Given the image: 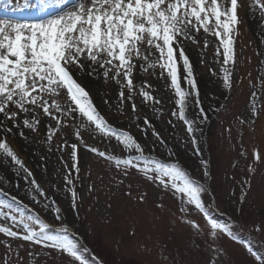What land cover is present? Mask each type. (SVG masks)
Here are the masks:
<instances>
[{
  "label": "rangeland",
  "instance_id": "374dc122",
  "mask_svg": "<svg viewBox=\"0 0 264 264\" xmlns=\"http://www.w3.org/2000/svg\"><path fill=\"white\" fill-rule=\"evenodd\" d=\"M77 3L78 0H67L66 10ZM254 4L255 0H243L238 10L236 63L226 66L231 71L230 90L223 85L222 57L215 56L219 47L216 38L201 31L197 34L199 44H184L207 116L206 120L200 117L195 97L190 98L186 116L195 121L193 134L187 132L183 121L172 115L179 109L170 81L140 72L135 81L134 100H126L118 110L121 103L118 85L106 82L102 74L87 75V68L82 72L91 84L84 79L81 81L76 74L82 86L89 91L96 90L95 97L93 94L91 97L108 123L133 135L150 163L175 165L205 189L202 193L205 210L219 223L227 224L230 235L218 233L213 237L204 213L182 204L168 178L165 181L169 187L165 188L158 179H147L138 168L128 169L125 175L114 161L89 151L96 148L121 159L139 156L123 151L114 138L109 140L81 128L78 139L75 127L63 128L53 137L49 151L43 124L46 117L42 118L38 132L23 129L27 139L18 133L8 134L7 139L33 173L47 200L37 195L41 202L35 203L33 187L24 179L25 174L17 175L18 166L12 164L10 158L0 156V177H3L0 201L26 215L39 216L49 224L50 230L66 227L68 231L61 234L77 244L88 264H257L248 249L252 247V252L256 250L257 256L264 257V12L258 6L253 7ZM24 5L23 1L8 2L7 10L15 9L16 14L0 13V19L34 23L47 19L54 11H42L40 1H30L27 8ZM38 9L40 12L36 14ZM205 39L207 48L203 47ZM178 65L181 86L190 90L183 80L182 61L178 60ZM159 71L157 68L156 72ZM143 82L151 85L147 90L159 104L142 102L138 91ZM125 95H128L127 90ZM105 100L109 103L105 104ZM133 102L137 105L135 112L131 110ZM145 118L152 127L144 125ZM153 131L159 134L163 144L152 135ZM61 144L67 146L58 150ZM72 144L77 145L80 169L79 179L74 180L78 196L75 209L64 182L73 163ZM137 163L138 167H143L142 161ZM52 201L61 209L62 220L55 219ZM45 203L50 205L48 209L44 208ZM5 223L10 222L0 220V225ZM36 228L38 230V226ZM0 241L11 244L9 251L0 243V264H5L6 260L8 264H78L51 247L13 240L2 233Z\"/></svg>",
  "mask_w": 264,
  "mask_h": 264
},
{
  "label": "snow or ice",
  "instance_id": "6c2138e0",
  "mask_svg": "<svg viewBox=\"0 0 264 264\" xmlns=\"http://www.w3.org/2000/svg\"><path fill=\"white\" fill-rule=\"evenodd\" d=\"M3 2L7 4V0ZM29 2L25 0V8ZM66 4L67 0H40L42 11H54L47 19L39 22L22 23L0 19V156L10 158L11 163L18 166L17 175L20 172L25 174L24 179L35 193L32 199L39 204L41 201L37 195L45 200L47 196L33 173L10 147L8 134L18 133L27 139L23 129L38 132L42 118L46 117L48 119L43 124L48 150L51 151L53 137L63 128L75 127L78 139L81 138L80 129L88 128L106 139L114 138L123 151L137 153L139 156L130 155L121 159L106 155L105 151L96 148H89V151L107 161H114L118 169L125 171V175L128 169L138 168L147 179H158L165 188L169 187L165 181L168 178L170 187L181 197L182 204L194 206L204 213L206 225L213 237L218 233L230 235L231 229L227 224L219 223L205 211L202 202L205 189L175 165L150 163L144 156V148L133 135L117 130L108 123L94 104L89 91L78 82L76 74L87 68V75L102 74L106 82L113 81L118 85L121 102L117 106L118 110L122 109L126 100H134L137 93L135 81L140 72L170 81V87L178 98L175 102L179 109L172 115L183 121L187 132L193 134L195 121L186 116L190 98L195 97L194 103L200 117L206 120L207 116L199 100L193 65L185 54L184 44H199L197 34L201 31L215 37L219 42L215 56L222 57L223 61V85L230 90L231 71L226 66L236 63L235 36L240 23L238 10L243 6V0H78L74 10H66ZM257 6L264 12V0H255L253 7ZM203 47H208L206 39L203 40ZM178 60L182 61L185 73L183 80L190 90L181 86ZM216 62L219 63L218 60ZM157 68L159 73L156 72ZM149 88L151 85L146 82L139 88L138 95L143 98L142 102L159 104L160 101L147 90ZM104 102L109 103L108 100ZM131 110L137 111L134 102ZM143 123L152 127L147 118ZM152 135L160 144L164 143L157 132L153 131ZM66 146L61 144L58 150ZM71 148L73 163L64 182L66 191L71 193L72 207L75 209L78 196L74 180L79 179L80 169L77 145L72 144ZM138 160L143 162V167H138ZM49 207L48 203L44 204L45 209ZM52 211L56 220L63 219L55 201H52ZM181 211H185V208H181ZM0 220L10 222L0 225V233L5 237L51 247L67 254L78 264H88L86 255L81 254L77 244L67 235L61 234V231H68L66 227L50 230L49 224L39 216L26 215L24 211L2 201ZM192 227L198 226L192 224ZM0 243H4L11 251V244L6 241ZM248 251L255 256L257 264H264V257L257 256L251 248ZM84 252L87 250L84 249ZM5 264H8L7 260Z\"/></svg>",
  "mask_w": 264,
  "mask_h": 264
},
{
  "label": "bare ground",
  "instance_id": "6f19581e",
  "mask_svg": "<svg viewBox=\"0 0 264 264\" xmlns=\"http://www.w3.org/2000/svg\"><path fill=\"white\" fill-rule=\"evenodd\" d=\"M15 2V1H23V2H25V0H7V4H8V2ZM31 1V0H30ZM7 4H4V2H3V0H0V13H7V14H16V12H15V9H13V10H10V11H8L7 10ZM69 10H74V8H72V9H69ZM40 12V9H38L37 11H35V13L37 14V13H39ZM88 70V69H87ZM85 72V71H84ZM77 75H79L80 77H79V79L82 81V79H84L85 81L87 80V83H89V84H91V82H90V79H88V78H85V75L83 74V72H78L77 73ZM88 87H90V86H87V88ZM92 87V86H91ZM90 87V88H91ZM89 88V89H90ZM93 88V87H92ZM87 91H89L88 89H86ZM95 89H90V91H89V93H90V96H92V94H93V96H94V93H95ZM95 97V96H94Z\"/></svg>",
  "mask_w": 264,
  "mask_h": 264
},
{
  "label": "trees",
  "instance_id": "16d2710c",
  "mask_svg": "<svg viewBox=\"0 0 264 264\" xmlns=\"http://www.w3.org/2000/svg\"><path fill=\"white\" fill-rule=\"evenodd\" d=\"M206 211V210H205ZM207 212V211H206ZM212 216V215H211ZM213 217V216H212ZM64 235V234H63ZM252 249V247H250ZM255 254L258 255V252L254 250Z\"/></svg>",
  "mask_w": 264,
  "mask_h": 264
}]
</instances>
